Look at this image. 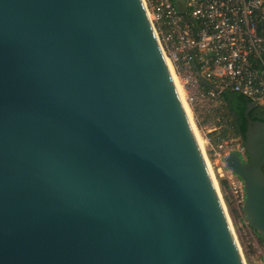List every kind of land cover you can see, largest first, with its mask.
<instances>
[{
  "label": "water",
  "instance_id": "water-1",
  "mask_svg": "<svg viewBox=\"0 0 264 264\" xmlns=\"http://www.w3.org/2000/svg\"><path fill=\"white\" fill-rule=\"evenodd\" d=\"M239 134L264 244V122ZM0 264H245L141 0H0Z\"/></svg>",
  "mask_w": 264,
  "mask_h": 264
},
{
  "label": "built area",
  "instance_id": "built-area-1",
  "mask_svg": "<svg viewBox=\"0 0 264 264\" xmlns=\"http://www.w3.org/2000/svg\"><path fill=\"white\" fill-rule=\"evenodd\" d=\"M141 1L213 176L242 208L243 183L224 159L237 153L246 161V153L220 97L238 93L264 109V0Z\"/></svg>",
  "mask_w": 264,
  "mask_h": 264
},
{
  "label": "rangeland",
  "instance_id": "rangeland-1",
  "mask_svg": "<svg viewBox=\"0 0 264 264\" xmlns=\"http://www.w3.org/2000/svg\"><path fill=\"white\" fill-rule=\"evenodd\" d=\"M177 86L179 87L181 91L180 86L178 84ZM183 98H184V95H183ZM184 103H185V100H184ZM187 110L191 117V113L188 107H187ZM214 176H215V179H214L215 184L219 190L221 200L225 206V210L229 217V222L231 224L233 234L239 246V250L243 256L244 263L245 264H264V246L259 241L258 236L253 232V230L249 227V225L245 221V215L241 211V208L235 205V202L229 193V189H227L225 194L221 193L219 189V185H218V181L220 179L217 177L215 173H214ZM226 194L227 195L229 194L231 196V202H228V203L225 202L224 197L226 196Z\"/></svg>",
  "mask_w": 264,
  "mask_h": 264
},
{
  "label": "trees",
  "instance_id": "trees-1",
  "mask_svg": "<svg viewBox=\"0 0 264 264\" xmlns=\"http://www.w3.org/2000/svg\"><path fill=\"white\" fill-rule=\"evenodd\" d=\"M245 99L246 98L244 96L230 91L223 92L220 97L221 103L224 108L225 118L227 119L229 125L232 127L235 135L238 137L240 133L245 132L246 128V121L244 117V111L246 109ZM248 117L253 121L264 122V109L260 106H257L256 110H253L248 114ZM218 185L221 193L225 194L228 189L227 183L224 180H219ZM224 200L226 203L231 202V196L229 194H226ZM258 239L264 246L263 241L259 237Z\"/></svg>",
  "mask_w": 264,
  "mask_h": 264
},
{
  "label": "bare ground",
  "instance_id": "bare-ground-1",
  "mask_svg": "<svg viewBox=\"0 0 264 264\" xmlns=\"http://www.w3.org/2000/svg\"><path fill=\"white\" fill-rule=\"evenodd\" d=\"M172 77H173V76H172ZM173 81H174V83H175V85H176V88H177V90H178V92H179V95H180V97H181V99H182V102H183V104H184V106H185V109H186L187 114H188V116H189V119H190V121H191V117H190L189 112H188V110H187V107H186V105H185V103H184L183 94L181 93L179 87L177 86V83H176L175 79H173ZM191 124H192V127H193V129H194V132H195V134H196V137H197V139H198V142H199L200 148H201V150H202V153H203V155H204V158H205L206 164H207V166H208V169H209V171H210V174H211L212 180H213V182H214V184H215L214 176H213V173H212V169H211L210 164H209V162H208V160L206 159V156H205V154H204L203 142H202L201 137H200V135L198 134L197 130L195 129V126H194V124L192 123V121H191ZM215 185H216V184H215Z\"/></svg>",
  "mask_w": 264,
  "mask_h": 264
},
{
  "label": "crops",
  "instance_id": "crops-1",
  "mask_svg": "<svg viewBox=\"0 0 264 264\" xmlns=\"http://www.w3.org/2000/svg\"><path fill=\"white\" fill-rule=\"evenodd\" d=\"M176 2H178V3H183L184 2V0H175Z\"/></svg>",
  "mask_w": 264,
  "mask_h": 264
},
{
  "label": "flooded vegetation",
  "instance_id": "flooded-vegetation-1",
  "mask_svg": "<svg viewBox=\"0 0 264 264\" xmlns=\"http://www.w3.org/2000/svg\"><path fill=\"white\" fill-rule=\"evenodd\" d=\"M256 107H257V106L255 105V108H254L253 110H256ZM253 110H252V111H253ZM235 120H236V119H235ZM245 121H246V120H245ZM246 160H247V157H246Z\"/></svg>",
  "mask_w": 264,
  "mask_h": 264
}]
</instances>
